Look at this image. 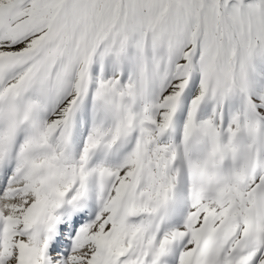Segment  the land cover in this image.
<instances>
[{
	"label": "snow or ice",
	"instance_id": "obj_1",
	"mask_svg": "<svg viewBox=\"0 0 264 264\" xmlns=\"http://www.w3.org/2000/svg\"><path fill=\"white\" fill-rule=\"evenodd\" d=\"M0 264H264V0H0Z\"/></svg>",
	"mask_w": 264,
	"mask_h": 264
}]
</instances>
